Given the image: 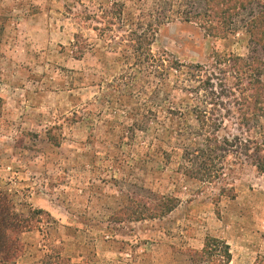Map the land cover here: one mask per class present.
I'll list each match as a JSON object with an SVG mask.
<instances>
[{"label": "rangeland", "instance_id": "obj_1", "mask_svg": "<svg viewBox=\"0 0 264 264\" xmlns=\"http://www.w3.org/2000/svg\"><path fill=\"white\" fill-rule=\"evenodd\" d=\"M117 1L137 11L136 0H0V206L21 221L7 233L22 245L15 261L0 264H194L189 252L209 237L229 245V264H264V165L236 152L223 159L227 168L216 182L185 175L184 165H191L182 156L191 137L186 131L198 124L180 113L192 107V97L218 112L202 104L199 77L185 73L168 81L126 68L119 50L94 29L101 8ZM89 13L93 19L85 18ZM76 34L89 43L82 52ZM152 50L212 71L213 56L247 57L251 45L243 29L210 37L175 15ZM129 72L136 73L133 100L114 112L119 105L107 100L115 102L117 93L109 85ZM155 86L166 92L155 95L165 108L154 107L151 121L138 116L150 121L148 129L143 124L135 139L124 140V125L132 122L125 109L146 113ZM222 99L219 136L264 147V114L246 119L232 96ZM175 121L184 135L169 138ZM223 187L229 190L222 194ZM156 195L174 196L178 204L164 217H112Z\"/></svg>", "mask_w": 264, "mask_h": 264}, {"label": "trees", "instance_id": "obj_2", "mask_svg": "<svg viewBox=\"0 0 264 264\" xmlns=\"http://www.w3.org/2000/svg\"><path fill=\"white\" fill-rule=\"evenodd\" d=\"M260 2L258 0H138L137 3L136 0L137 11H131L128 10L125 2L117 1L109 7L101 8L100 16L95 18L99 24L94 27L98 32L97 35L109 41L108 47H111V43L114 44L113 47L116 51L119 50L126 68L136 69L137 72H147L155 78L168 81L173 76L178 82L185 73L193 79L199 77L200 88L198 89L204 90L205 98L202 104L203 102L212 104L218 113L207 110V106L204 108L197 104L198 97L191 98L195 102L187 110L188 112L180 113V117L186 113L191 114L198 124L195 129L194 126H190V130L186 131L191 137L182 153V156L191 163L190 166L184 165L185 175L191 178L201 177L216 182L218 178L224 176V169L227 168L228 162L223 159L236 152L252 157L253 163L258 168H263L264 157L261 153L264 147L259 142L243 139L240 136H234L231 139L227 136H219L221 127L224 125V121H220L219 118L221 113L219 106H225V101L222 99L224 96H232L231 104L246 119L264 114V4ZM92 14H87L85 18L93 19L94 14ZM175 15L184 22L198 24L205 35L210 37L225 38L243 29L249 35L251 53L247 57L217 54L213 56L215 62L212 65L214 67L212 71L201 64H185L167 51L155 53L152 50L154 40L166 22L173 20ZM237 19L240 24L236 23ZM115 27L118 33H114ZM88 45V41L80 34L75 35L76 52H82ZM197 70L203 73L201 78ZM135 77L136 73H124L119 78L124 80L109 85L117 93L115 102L111 99L107 100L109 107L112 106L111 104L119 105L112 107L114 112L124 109L123 106L129 100H133L131 91L133 88H130L131 85L136 84ZM229 77L235 79V82H231L232 86L227 82ZM123 81H126L124 85L128 87L127 90L121 87L120 83ZM154 88L153 96H150L153 104L145 108L146 113L139 112L135 108L125 109L126 116L129 115L132 122L124 125L125 131L122 135L124 140L135 139L136 129L143 131V124H147L148 129V123L157 115L154 107L165 108V105L161 103L162 98L155 95L166 92L158 86ZM165 100L167 98L163 95V101ZM168 111L173 113V110ZM227 111L230 112V110ZM179 112L177 111L176 114L178 115ZM138 116H141L142 120L146 118L150 121L140 123L142 120L139 121ZM176 124L175 121L174 126L167 130L169 138L184 135L182 129L176 128ZM228 190L229 188L223 187L220 193L223 194ZM140 202H135L131 210H126V207L120 208L119 212L112 217L118 222L125 219L164 217L177 206L178 199L174 196L156 195L152 202ZM9 212L10 210L0 206V259L6 262L15 261L22 251V245L18 239L7 233L8 230L21 227V221ZM189 255L194 264H229L232 258L229 245L218 238L211 237L206 239L201 250L191 251Z\"/></svg>", "mask_w": 264, "mask_h": 264}]
</instances>
